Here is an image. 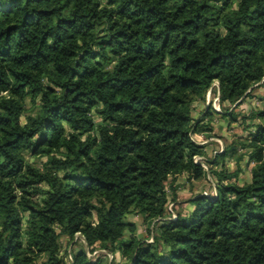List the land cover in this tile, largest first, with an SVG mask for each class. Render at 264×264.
Instances as JSON below:
<instances>
[{"label":"trees","instance_id":"trees-1","mask_svg":"<svg viewBox=\"0 0 264 264\" xmlns=\"http://www.w3.org/2000/svg\"><path fill=\"white\" fill-rule=\"evenodd\" d=\"M263 80L264 0H0V264H109L66 262L76 233L125 264H264V107L235 113ZM214 82L221 113L194 119ZM212 114L250 139L207 159L192 137ZM207 174L184 217L177 178Z\"/></svg>","mask_w":264,"mask_h":264},{"label":"crops","instance_id":"crops-1","mask_svg":"<svg viewBox=\"0 0 264 264\" xmlns=\"http://www.w3.org/2000/svg\"><path fill=\"white\" fill-rule=\"evenodd\" d=\"M218 98V99H216ZM245 103V102H244ZM225 106H229L228 104ZM192 116L194 119H199L203 114L204 111H207L209 108L214 111L216 114L221 113V105L219 102V95L217 91V87L213 88L210 92V95L206 93L204 102H196L192 105ZM217 107V109H216ZM264 107V106H263ZM262 107V108H263ZM261 108V109H262ZM235 113L237 111L235 110ZM212 114L208 118L204 120V123L208 125L210 128H212V137L206 138L202 135H194L192 139L196 141V139H202V141H206L204 146V153L205 157H213L216 154H220L223 152L226 143L229 144L233 141V135L231 132V129L234 131V128H236V123H229V120L227 117H220V115ZM216 127L220 128V134H217ZM196 138V139H195ZM214 153V154H213ZM210 154H212L210 156ZM204 158V157H203ZM235 162L233 160L227 159L225 161V168L229 169V167H233ZM252 164L248 163V158L244 157L243 161L239 164L240 173L238 175V178L236 180L237 184L239 186H243L245 184H249L251 181V168ZM230 172V171H228ZM216 181L213 180V178L210 176V174H207V176L200 180V181H192L189 183L187 181V177L185 175L179 176L175 182V185L177 187V198H176V204H179L180 211L183 214V216H187L191 213L193 210V206L190 204V199L193 195H200L204 191L211 192L212 189L215 188ZM169 184V182H168ZM199 189V190H198ZM168 186H166V194L168 200L172 199V194ZM184 194H188L189 197L182 201V198H184ZM126 221L133 223L136 226V235L138 238H142L143 235L139 234L141 229L143 227L142 219L138 215H129L126 217ZM141 226V227H140ZM67 238H62L61 242H67ZM76 251V250H75Z\"/></svg>","mask_w":264,"mask_h":264},{"label":"rangeland","instance_id":"rangeland-1","mask_svg":"<svg viewBox=\"0 0 264 264\" xmlns=\"http://www.w3.org/2000/svg\"><path fill=\"white\" fill-rule=\"evenodd\" d=\"M264 81V80H263ZM262 81V82H263ZM262 82H260L259 84H257V85H255V86H253L252 87V90H250V91H248V92H250V94H249V96L245 99V103L243 102L242 104H240V106H238L237 108H235V106H236V104L235 105H233V106H231V108L232 109H234L235 108V110L237 111V113L238 114H247L251 109H261L263 106H264V86H262L261 84H262ZM25 106H26V108L28 109L29 108V102H28V100H26V102H25ZM227 107V106H226ZM229 107V106H228ZM216 109H217V107H216ZM25 116H26V114L25 115H23V117L21 118V122L22 123H24V121H25ZM92 117H93V119H94V121H98V118L96 117V115L94 114V113H92ZM247 124H249V122L247 123ZM236 128H234V131L231 129V132H232V135H233V139H236V138H240V139H250V136H248V132H246L244 129H243V126L241 125V123H240V121L239 122H237L236 123ZM220 128L221 127H216V133L217 134H220ZM250 130L249 131H252L253 129L252 128H249ZM196 139V138H195ZM196 141H200V142H203V144H205L206 143V141L204 140V141H202V139H196ZM203 146V145H202ZM243 152H248V150H246V149H243L242 150ZM214 154V153H213ZM212 154H210V156H211ZM28 159H30L29 157H27ZM207 159H211V157L209 158V157H207ZM44 160V158L41 160V161H43ZM31 161H34L35 163H39V161H37V159H35V160H33V159H31ZM236 170V166L235 165H233V167H229V169H227V171H230V172H234ZM199 190V189H198ZM169 191V190H168ZM208 191V190H207ZM206 191V192H207ZM208 194L210 193V192H207ZM209 196H211L210 194H209ZM189 197V195L188 194H184V198H182V201L183 200H185V199H187ZM178 206H179V204H178ZM143 225V224H142ZM141 227V226H140ZM141 229V231H140V233L139 234H141V235H143V237L142 238H140V239H143L145 242L147 241V243H151V236H152V234H149L148 232H147V227L145 226V225H143V227L142 228H140ZM61 253H60V256L63 254V252L65 253V251H68V250H70V253L72 254L73 252H76L77 253V251H80L81 250V248L84 250V252H86V250H85V248H84V244H82V246H81V244L79 245V244H76L75 245V248H73L72 247V244H71V242L69 243V242H61ZM76 250V251H75ZM116 259V258H115ZM115 262V264H125L127 261L126 260H124V259H119V258H117L116 260H114ZM38 264H40V262H38Z\"/></svg>","mask_w":264,"mask_h":264},{"label":"built area","instance_id":"built-area-1","mask_svg":"<svg viewBox=\"0 0 264 264\" xmlns=\"http://www.w3.org/2000/svg\"><path fill=\"white\" fill-rule=\"evenodd\" d=\"M215 87H217V83L216 82L213 83L211 88L207 91V94L210 95L211 90L213 88H215ZM216 99H218V98H216ZM195 142L197 144L201 145V146L204 145L203 142H200V141H195ZM193 160H194V163L201 165L202 168L207 170V166L204 163L205 162V158L200 157V156H195ZM209 194L210 195H215V188L212 189V191ZM209 194L206 191H204L200 195L209 196ZM176 218H177V214L175 212V204L171 200H168L167 205H166V209H165V212H164V218L162 220L174 221V220H176ZM151 242H152V238H151ZM71 244H72L73 248H75L76 244H79V245L81 244V246H82V244H84V248L86 250L85 256L89 260H93V259L99 257L100 254H104L105 255V257H106V259H107L109 264L112 261L116 260L117 258L123 259L118 252L108 253V252H106L104 250H101L99 248H95L94 249L93 246L92 247H88L86 245V243H85L84 238L79 233H76L74 235L73 239L71 240ZM65 252H66V255L63 256L65 258V261L68 262V263H71L72 262V254L70 253V250L65 251Z\"/></svg>","mask_w":264,"mask_h":264}]
</instances>
